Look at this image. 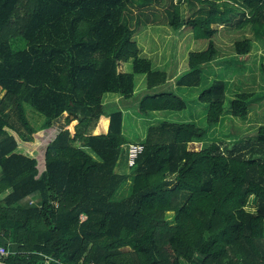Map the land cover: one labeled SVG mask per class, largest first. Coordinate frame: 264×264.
I'll return each instance as SVG.
<instances>
[{
	"label": "trees",
	"instance_id": "1",
	"mask_svg": "<svg viewBox=\"0 0 264 264\" xmlns=\"http://www.w3.org/2000/svg\"><path fill=\"white\" fill-rule=\"evenodd\" d=\"M199 1L208 5L197 9L204 15L185 21L172 3L169 22L207 38L205 49L188 53L179 82L189 85L215 52L212 23L230 25L233 12L242 15L237 25L256 31L264 23V0H240L239 11ZM135 4L171 3L0 0V264H43L47 256L51 264H264V124L232 148L213 141L191 150L187 143L202 140L206 128L161 120L129 170L115 169L130 141L123 109L106 107L104 94L131 97L135 74L148 88L167 78L139 53V20L132 27L129 15ZM17 37L24 45L12 47ZM233 44L239 55L251 47L249 38ZM225 91V80L214 78L199 93L207 124L220 120ZM251 95L231 98L232 115H246ZM27 106L43 116L38 127ZM185 106L173 91H155L136 109ZM251 193L255 212L245 208Z\"/></svg>",
	"mask_w": 264,
	"mask_h": 264
},
{
	"label": "rangeland",
	"instance_id": "2",
	"mask_svg": "<svg viewBox=\"0 0 264 264\" xmlns=\"http://www.w3.org/2000/svg\"><path fill=\"white\" fill-rule=\"evenodd\" d=\"M240 0H216L231 6L234 10L239 7ZM165 6L147 5L131 6L130 20L132 27L138 19V27L134 33V40L139 46V53L151 59L152 63L167 71V78L164 83L153 88L146 86L144 74H135V87L131 97L121 98L114 93H105L103 103L109 109L120 108L124 112L123 134L128 141L143 142L149 137H157L156 127L161 120L188 122L193 121L199 126L206 128L202 140L188 142L187 148L198 150L211 142H217L221 148H232L243 141L254 138L259 125L264 124V74L261 72V64H264V23L255 31L250 24L237 25L241 14L234 12L233 22L230 25L224 23H212L215 29L212 40L215 52L211 59L206 62L199 73L198 82L193 85L180 83V77L188 69V53L207 47V38H197L195 30L188 24L180 28H173L170 25L172 14V3L179 7V14L185 21L186 18L199 16L197 9L203 5L199 0H169ZM220 5V4H219ZM208 8L207 4L203 5ZM225 4L219 9L222 11ZM239 11V9H237ZM258 26V25H257ZM243 38H250L252 49L248 52L245 60L234 50V41ZM25 40L21 37L11 39L12 47L23 46ZM128 70H131V60L126 63ZM176 76V77H175ZM220 78L225 80L226 91L224 111L220 120L215 124H207V105L198 99L199 93L212 79ZM155 91H173L186 101V106L181 110H159L151 111L144 115L137 111L136 106L139 99ZM239 92H249L252 95L248 102V110L245 116H234L231 113L230 100ZM4 90L0 87V97ZM26 115L29 121L38 127L43 121V116L26 107ZM61 122L60 120L57 121ZM108 120L102 121L106 128ZM116 171L127 172L129 167L126 164L124 148L117 160ZM257 207V199L254 194H248L245 199V208L254 211ZM172 211L166 212V219L171 220ZM181 264H188L181 259Z\"/></svg>",
	"mask_w": 264,
	"mask_h": 264
},
{
	"label": "built area",
	"instance_id": "3",
	"mask_svg": "<svg viewBox=\"0 0 264 264\" xmlns=\"http://www.w3.org/2000/svg\"><path fill=\"white\" fill-rule=\"evenodd\" d=\"M143 147L144 145L141 142H133V141L127 142L123 145L126 155L127 166L134 164L136 157L141 153ZM0 252L6 253V251L2 247H0ZM51 260H53V258L47 256L43 264H51L50 263Z\"/></svg>",
	"mask_w": 264,
	"mask_h": 264
},
{
	"label": "crops",
	"instance_id": "4",
	"mask_svg": "<svg viewBox=\"0 0 264 264\" xmlns=\"http://www.w3.org/2000/svg\"><path fill=\"white\" fill-rule=\"evenodd\" d=\"M225 25H226V24H225ZM227 26H228V25H227ZM249 39H250V38H249ZM250 41H251V39H250ZM251 49H252V44H251ZM140 54H141V53H140ZM247 56H248V55L246 54V55H241L240 57H242V58L245 60V57H247ZM146 57H147V56H146ZM148 58H149V57H148ZM150 60H151V59H150ZM151 62H152V61H151ZM152 65H153L154 68H159V69H161L158 65H155V64H153V63H152ZM163 70H165V69H163ZM165 71H166V70H165ZM166 72H167V71H166ZM176 76H177V77H180L179 74H177ZM176 76H175V77H176ZM191 122H193V121H191ZM193 142H196V141H193Z\"/></svg>",
	"mask_w": 264,
	"mask_h": 264
}]
</instances>
